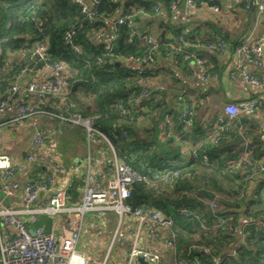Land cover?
Masks as SVG:
<instances>
[{
    "label": "trees",
    "instance_id": "trees-1",
    "mask_svg": "<svg viewBox=\"0 0 264 264\" xmlns=\"http://www.w3.org/2000/svg\"><path fill=\"white\" fill-rule=\"evenodd\" d=\"M173 2L179 0H97L88 12H82L81 5L74 0H0V97H9L6 89L18 83L23 70L32 74L43 66L41 59L31 52L36 44H44L48 57L66 64L63 76L69 87L64 107L54 97L48 98V102L44 101L47 96L21 99L25 103L32 101L30 104L41 111L93 118V125L107 136L117 153L149 178L132 185L127 202L161 209L175 220L179 260L196 257V264H264V178L256 179L254 175L264 172V140L247 129L249 115H246L230 122L218 141L212 142L211 122L220 113L202 121L197 113L206 95L191 98L186 85L161 64L165 58H172L178 68L188 63L175 45L188 44L185 50L195 52L191 47L233 40L228 32L211 22L187 31L174 28L166 20H150L157 12L155 7L171 11ZM198 3L201 7L219 5L220 1L198 0ZM127 15L133 17L136 27L145 20V25L137 27L132 37L130 28L117 22ZM109 22L115 37L108 42H96L94 36L105 33ZM69 30L73 31L72 42L79 52L71 49L65 39ZM147 35L155 38L156 48L146 42ZM19 52L27 53L22 60L15 58ZM149 53L155 56L153 64L138 65L129 60ZM209 56L208 69L220 70L214 56ZM163 70L174 76L173 85H165ZM158 76L164 78L155 81ZM143 89H147L146 95L135 102ZM12 99L11 104L21 100L18 95ZM194 100L198 102L196 115L192 126L185 128L180 113ZM167 116L172 123L166 133L162 131V123ZM49 120L51 125L44 122L42 130L51 140L55 139L56 154L65 170L79 157V152L81 157L86 156L87 150L83 149L86 130L52 115ZM92 143L104 149L109 147L100 136ZM186 148L190 156L185 154ZM245 149L250 150L252 164L229 167ZM194 152L207 153L208 161L195 158ZM105 161L110 168L109 154ZM258 165L261 168L253 170ZM33 167L35 173L45 170L40 162ZM172 167L179 169L181 176L172 183L155 180V174ZM84 178V172L77 174L66 193L74 204L79 203L77 197ZM254 179L257 184L251 187L249 181Z\"/></svg>",
    "mask_w": 264,
    "mask_h": 264
},
{
    "label": "built area",
    "instance_id": "built-area-1",
    "mask_svg": "<svg viewBox=\"0 0 264 264\" xmlns=\"http://www.w3.org/2000/svg\"><path fill=\"white\" fill-rule=\"evenodd\" d=\"M82 7V12H88L92 0H74ZM183 0L173 2L171 10L179 7ZM235 4H243L246 10H255L259 14L264 13V0H232ZM185 7L190 10L199 8L198 0H185ZM215 12L220 11L218 5H211ZM159 11V7H155ZM120 24H126L130 28V36H134L137 32V27L131 15L122 16L117 20ZM73 31L69 30L65 33V39L69 41L71 49L79 52V47L72 42ZM145 40L148 44L156 48V40L153 36L147 35ZM188 44L183 47L174 46L176 51L183 53V58L190 64L196 65L200 70V78L203 82L209 83L220 78L221 73L218 71H210L208 58L201 56L199 53L185 50ZM196 47L205 48L208 50L218 51L225 54L229 50V44L220 40L216 43L204 45H196ZM243 49L253 58L256 67L264 70V35H261L256 42L251 46H243L238 48L241 52ZM43 62V69L48 71L58 72L54 77H47L41 80L31 78L27 83L18 82L15 85L6 89L8 98L0 97V115L3 114L11 105L12 98L15 95L19 99L34 95V96H51L60 99L61 107H64L65 95L69 87V82L63 76L66 70V64L62 61H53L46 54V46L44 44H36L31 52ZM129 60L138 65H150L155 62V56L146 54L141 57L130 58ZM25 72L24 70L22 71ZM237 73V72H236ZM232 73L230 75H236ZM246 80L258 86L262 93L259 97L243 102H228L223 106L222 113L211 122L213 132L211 141L217 142L220 134L228 128L230 122L241 113L254 114L257 110L264 107V77L255 74H246ZM147 89H143L139 96L134 98L135 102L139 101L142 96H145ZM29 100L25 103L23 99L18 100L16 121H24L32 117H50L55 116L63 121H69L76 125H81L86 130L87 141L90 146L96 136L104 139L112 153L114 168L112 175L108 179L104 187L93 185L89 179L86 180L83 186L82 199L80 203L69 205L66 202V193L63 189L57 188L56 176L63 170L59 163L56 148L50 139L49 134L36 128L32 135V145L36 149L27 155V157L19 163H15L10 155L1 151L3 145V137L0 133V173L1 184L0 189L6 196H14L20 191V208L3 205L0 203V222L6 230L0 232V253L3 264H89L87 258L78 251L80 240V230H75L65 237H56L53 233H46L42 228L31 229L25 216L29 215L30 220L35 222L40 214L55 216L64 214L71 217L73 214H84L94 211L102 215L107 211H114L119 216L121 222L124 216L131 215L136 218L137 232L132 236V244L126 256L124 264H138V258L142 257L149 264H196L197 258H188L187 260H179L177 248V235L174 231L175 220L165 215L158 208H145V206H132L127 202V198L131 193L132 185L137 181H149V178L133 168L124 157H121L114 146L111 144L105 134L98 130L93 125V118H84L78 113L57 114L49 111H41L35 105L30 104ZM187 104L180 113L181 123L185 128L192 126L193 119L196 115V104ZM198 103V102H197ZM121 109V106H117ZM171 117L167 116L162 123V131L169 132L171 126ZM44 149L38 162L44 167V171L38 177L26 180L20 183L16 179V175L28 174L35 162H37V152L43 147ZM195 158H201L208 161L207 153H193ZM90 158V157H89ZM251 163L250 150L245 149L239 160L229 163L231 168H242V165ZM261 167L255 166L253 170L258 171ZM181 176V172L176 167L168 168L163 172L155 174L156 181L172 183L173 179ZM42 199V200H41ZM41 201L40 204L34 205ZM216 206L215 204H212ZM185 214L186 210L184 211ZM150 227L155 237L163 241L170 252V259H165L160 251L144 248L139 243V236L146 228ZM34 231L33 233L31 231ZM108 258L96 264H109Z\"/></svg>",
    "mask_w": 264,
    "mask_h": 264
},
{
    "label": "crops",
    "instance_id": "crops-1",
    "mask_svg": "<svg viewBox=\"0 0 264 264\" xmlns=\"http://www.w3.org/2000/svg\"><path fill=\"white\" fill-rule=\"evenodd\" d=\"M219 1V12L213 11L209 4H204L195 10H190L181 5L177 9L171 11L159 10L155 12V15L150 17V20L153 22L159 19L166 20L168 24L172 25L174 28H185L187 31L205 22H211L210 24L217 26L224 32H228L230 39L233 41L228 43L229 50L225 54L205 48L191 47L195 53L205 55L209 60L210 54L214 56L217 64L220 65V70L217 71L221 73V76L217 80L209 83L203 82L200 78L201 72L199 68L189 62L183 66L181 65L179 68L173 64L172 58H165L161 63L164 68H170L174 75L186 85L185 88H187L191 98H200V96L206 95L201 102H204L206 108L211 103L214 104L215 107H220L219 113L221 114L223 106L226 103L233 101L237 103L251 101L259 97L262 93L258 86L246 80V74L264 75V70L256 67L253 58L250 57L244 49L239 52L238 48L251 46L261 35H264V13L259 14L256 11H248L244 7L233 3L232 0ZM144 25L145 20L137 23L138 28ZM114 37V27L112 26V22H109L106 32L96 34L94 40L98 43L104 41L108 42ZM235 43H237V46ZM26 54L25 52H19L15 55V58L17 60H22ZM38 69L39 70L32 74L30 72L23 73L19 76L18 82L27 83L31 78L41 80L43 78L58 75V72L48 71L42 67ZM232 73H236V75H230ZM163 74L166 78L165 85H173L174 76L166 70H163ZM160 77L163 76L155 77L154 80L157 81ZM48 98L51 99L52 97L48 95L44 101L48 102ZM17 106L18 101H14L10 107L0 115V133L3 137L1 151L10 155L15 163L22 162L27 154L36 150L32 145V135L35 129H42L44 122L47 123L46 126L51 125V121L48 117H32L22 122L16 121ZM218 114L208 119L205 117L201 119L202 121H209ZM246 115L250 116H248L249 124L246 126L247 129L252 130L251 132L253 134L260 136V138L264 140V107L261 106L254 114L241 113L236 118L239 117L240 119L241 116ZM29 129L32 131L30 135ZM48 129L53 135L51 128ZM55 142V139H53L52 143L54 146ZM46 148L49 149V147L46 146L45 148L42 147L37 152V162ZM84 148L87 150L86 156L81 157L82 154L79 152V157H76L74 162L69 164L65 170L63 169L56 176L57 188H61L67 193L70 192V185L74 177L84 172V183L82 187L79 188V195L77 197L79 203L82 199L83 186L86 180L89 179L93 185L104 187L112 175L114 168L113 156L109 147L104 149L101 146L93 145V143L89 146L88 141H86V145L83 149ZM83 149L80 151L84 155ZM107 154L110 155L112 160V166L110 168H107L108 162L105 161ZM185 154L190 156L188 148L185 149ZM262 160L264 161V158ZM35 169L36 168L32 166L28 174L23 175L18 173L16 179L20 183H24L26 180L36 177L39 173H35ZM263 173L264 172L261 171L254 175L256 179H261L264 178ZM256 179H254L255 181H249L251 187L257 184ZM21 192L22 191L14 196H4L0 189V203L14 208H20L22 206L20 202ZM67 197V204L74 205V202ZM40 203L41 201H38L34 205ZM37 217V220L33 222L30 220V216L26 215L25 220L28 226L31 229L40 227L46 233H53L56 237H65L75 230H80V240L77 249L80 254L87 258L89 264L102 262L106 257L108 258L109 264H124L132 244V236L138 229L135 217L127 215L124 216L120 222L119 216L114 211H107L102 215L91 211L80 216L81 219L77 215L68 217L64 214L55 216L40 214ZM5 230L6 228L0 222V232H4ZM139 243L144 248L160 251L165 259H170V252L165 243L154 236L150 227L146 228L144 232L141 233L139 236ZM0 264H3L1 253Z\"/></svg>",
    "mask_w": 264,
    "mask_h": 264
},
{
    "label": "rangeland",
    "instance_id": "rangeland-1",
    "mask_svg": "<svg viewBox=\"0 0 264 264\" xmlns=\"http://www.w3.org/2000/svg\"><path fill=\"white\" fill-rule=\"evenodd\" d=\"M219 108L220 107H215V105L212 104V103L206 108V105H204V103H203L201 108H199L197 115H198L199 118H204L205 117L206 119H208L211 116H213L215 114H218L220 112ZM31 132H32L31 129H29V135L31 134ZM4 196H6V195L4 194ZM73 215L74 216L77 215V216L80 217L79 214H73ZM80 219H81V217H80ZM112 259H115V258H112Z\"/></svg>",
    "mask_w": 264,
    "mask_h": 264
},
{
    "label": "water",
    "instance_id": "water-1",
    "mask_svg": "<svg viewBox=\"0 0 264 264\" xmlns=\"http://www.w3.org/2000/svg\"><path fill=\"white\" fill-rule=\"evenodd\" d=\"M93 2H96L97 0H92ZM183 7H185L186 5H185V0H183V2H182V4H181ZM32 233L34 232L33 230L31 231ZM138 261V264H149V263H147L146 261H145V259L144 258H142V257H139L138 259H137Z\"/></svg>",
    "mask_w": 264,
    "mask_h": 264
}]
</instances>
